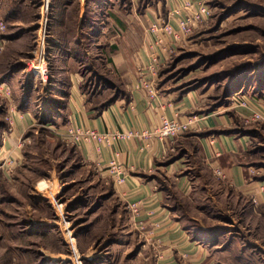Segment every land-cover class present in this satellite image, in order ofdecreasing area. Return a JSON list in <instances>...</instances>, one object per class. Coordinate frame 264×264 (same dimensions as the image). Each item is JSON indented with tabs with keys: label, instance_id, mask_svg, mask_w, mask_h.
<instances>
[{
	"label": "rangeland",
	"instance_id": "374dc122",
	"mask_svg": "<svg viewBox=\"0 0 264 264\" xmlns=\"http://www.w3.org/2000/svg\"><path fill=\"white\" fill-rule=\"evenodd\" d=\"M170 2L0 0V85L9 91L0 94V142L16 115L30 118L17 154L0 155V264H189L185 253L163 249L159 223L133 213L106 170L61 138L71 82L96 111L124 97L123 70L133 66L121 67L117 56L136 57L147 20L156 12L166 21ZM209 7V19L161 57L156 89L194 96L193 116L229 113L250 134V179L262 180L264 122H245L232 101L264 104V0H212ZM42 69L43 82L33 73ZM158 183L164 206L203 243L200 264H264V203L221 195L217 184L180 197L171 181Z\"/></svg>",
	"mask_w": 264,
	"mask_h": 264
},
{
	"label": "crops",
	"instance_id": "0c3cea01",
	"mask_svg": "<svg viewBox=\"0 0 264 264\" xmlns=\"http://www.w3.org/2000/svg\"><path fill=\"white\" fill-rule=\"evenodd\" d=\"M182 1L184 0H171L169 13ZM152 15L147 20L149 22L146 29L147 37L139 42L142 48L138 50L136 57L130 53L125 57L116 54L120 63L121 60L126 62V64L122 62L121 67L124 65L127 67L129 62L133 67L146 62L149 54L146 43L151 40L148 28L162 20L156 12ZM133 67L123 70L126 71L123 75L126 80L124 92L126 95L114 99L100 111L87 108L73 80L70 84L71 97L64 110L67 113L65 126L83 127L100 133H127L153 131L159 124L160 116L163 115L169 118L176 116L181 122L193 121L195 118L191 130L174 139L159 141L151 138L147 142L131 139L116 142L111 149L102 148L99 153L94 144H84L76 148L82 160L103 170L117 151L120 154L118 161L125 180L121 185L114 184L115 192L127 205H137L141 220L159 223L161 228L157 233L162 236L163 249L170 247L179 254L185 253L188 256L185 260L189 264L203 263L207 258L203 243L200 242V238L190 236L171 210L164 206L165 193L159 188L158 182L171 181L173 189L180 197H189L198 190L204 191L217 184L218 189H221L219 191L221 195L229 197L235 193V196L242 198L253 197L262 205L264 178L250 179V172L245 167L246 154L251 144L250 134L233 126L229 113L207 112L193 116L191 113L198 101L192 95L178 99L173 93L162 91L156 99L150 100L147 93L135 88L137 73L133 75ZM262 96L264 98L263 94ZM246 99L251 109L264 116L263 103L249 97ZM28 127L29 114L16 115L13 128L10 129L11 133L0 142V155L3 152L16 155L17 142ZM215 169L220 170L225 178L215 176L213 173ZM200 184H204V188L207 189Z\"/></svg>",
	"mask_w": 264,
	"mask_h": 264
},
{
	"label": "built area",
	"instance_id": "2783aa9c",
	"mask_svg": "<svg viewBox=\"0 0 264 264\" xmlns=\"http://www.w3.org/2000/svg\"><path fill=\"white\" fill-rule=\"evenodd\" d=\"M212 0H184L180 4L170 10L166 21L160 20L154 24H151L148 29V34L151 40L147 43L148 58L137 70V80L135 88L147 93L150 100H154L158 96L156 89V82L158 80V72L160 68L161 57L171 50L173 43L181 41L183 37H187L192 34L193 30L197 26L206 22L211 16V10L209 2ZM4 25L0 21V31L3 30ZM33 72V71H32ZM40 74V80L47 76L45 70L33 72ZM47 81H44L46 83ZM0 94L8 96L9 91L7 88L0 85ZM232 104L235 108H238L245 112L242 116L245 122H264V116L249 106L248 101L244 98L233 99ZM195 122L193 121L181 122L178 121L176 116L167 117L165 115L160 116L159 124L153 131H131L127 133H100L95 130L79 127H66V131L61 135L63 141H67L73 144L75 147H82L84 144L96 145V151L102 148H113L116 142L131 141L136 139L137 141H145L154 138L159 141L164 139H174L181 134L187 133L191 130V127ZM119 153L115 151L112 160L106 165V172L113 179L115 185H121L124 183V175L121 164L119 163ZM215 176L224 179V175L220 170L215 169L213 171ZM133 211L137 213V205H128Z\"/></svg>",
	"mask_w": 264,
	"mask_h": 264
}]
</instances>
